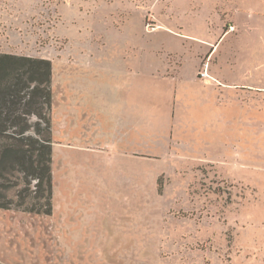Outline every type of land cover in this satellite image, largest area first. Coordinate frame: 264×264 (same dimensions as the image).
I'll return each instance as SVG.
<instances>
[{"label":"rangeland","instance_id":"1","mask_svg":"<svg viewBox=\"0 0 264 264\" xmlns=\"http://www.w3.org/2000/svg\"><path fill=\"white\" fill-rule=\"evenodd\" d=\"M249 11L264 0H0V51L51 61L60 136L51 213L0 208V264H264V60L240 65L264 38L244 32ZM69 90L126 114L138 102V159L69 147L97 102L74 97L69 114Z\"/></svg>","mask_w":264,"mask_h":264},{"label":"trees","instance_id":"2","mask_svg":"<svg viewBox=\"0 0 264 264\" xmlns=\"http://www.w3.org/2000/svg\"><path fill=\"white\" fill-rule=\"evenodd\" d=\"M51 80L49 59L0 51L1 209L51 213Z\"/></svg>","mask_w":264,"mask_h":264},{"label":"crops","instance_id":"3","mask_svg":"<svg viewBox=\"0 0 264 264\" xmlns=\"http://www.w3.org/2000/svg\"><path fill=\"white\" fill-rule=\"evenodd\" d=\"M247 13V17L249 18V21L244 24V32L249 33L250 35L254 36V34H259V38L260 40H262L264 38V13H261L258 16H254L253 12L249 11L246 12ZM252 17H254V22H252ZM257 19H259L260 21H258ZM246 30V31H245ZM203 43V42H202ZM207 43H209L207 41ZM205 42V44H207ZM259 46H255L254 44L251 43V50H258L257 53H255V57H253L252 54L247 53L246 51H244V55L242 60V64H240L241 66L244 65L245 67H247V64H255L256 66L258 65V62H261L264 60L263 58V52H260L262 50H264V43H259ZM216 46H214L215 48ZM242 48V47H240ZM260 48V49H259ZM235 49V47L233 48ZM260 52V53H259ZM256 55H259L260 57H256ZM233 61H235V57L234 55L232 56ZM249 63H248V62ZM72 60H69V64H71ZM234 65L237 64L236 61L233 62ZM75 64V61L73 62V66ZM70 65V66H72ZM232 65V64H231ZM259 66V65H258ZM230 67V65H229ZM70 70H69V74H68V78H69V85L72 84L71 80H70ZM214 79V78H213ZM232 80V81H231ZM53 87L55 85V80H54V76H53ZM214 83L218 82V93H222L223 89H235L236 87V82H234L233 79L230 78V75L227 76L226 81H220L219 79H215L213 80ZM222 84V85H220ZM244 84V83H243ZM247 84V83H245ZM222 88V90H221ZM87 95L89 96V98H91V100H95L97 102H91L88 105L87 103H83L84 104V118L86 116L89 117V119L86 120V122L90 121V126H91V131L93 130V132L90 133V137H89V133L88 130L85 129L87 125H84V133L82 134H77L76 132H70L68 134V145L69 147L72 148H83L85 149L84 152H96L99 153V151H103L106 152L105 150H110L112 155H115L116 157H120V159L122 160V158H126V160H130V159H134L135 157L138 159L139 157V140H140V107H139V103L137 102V104L133 103L132 105V111L134 112V108H135V114H126V109H128L129 104L125 103V102H121L118 100H116L115 104H109V100L107 99V94H103V92H96L94 94L88 93L87 91H79V92H75L72 90H69V94H67V97H65L66 101H67V109L69 114L71 112V104L73 102H75L76 100L73 99L74 97H87ZM57 97H55L52 93V103H54V100ZM97 99V100H96ZM101 101L100 103L98 101ZM99 105V110L101 109V111L98 113V117H100V121L103 123L105 122L107 124L108 129L102 130L99 133H97L94 129V126L96 125V122H94V118H92V114L94 112H97L96 110V105ZM118 104L120 105V113L121 116L119 117H113L112 115H109L108 112V107H111L112 109H118ZM93 105V106H92ZM92 106V107H89ZM125 109V110H124ZM79 117V116H78ZM77 118V117H76ZM52 119V118H51ZM53 122V120H52ZM54 123V122H53ZM71 122H69L70 124ZM93 124V125H92ZM130 134H134L137 136L136 141H134V139H130ZM57 136V135H56ZM54 135V127L52 125V142H53V148L54 143L59 140L60 136L58 135L57 138ZM57 143V142H56ZM54 152V149H53ZM106 155H108L106 153ZM117 159H110V161L112 162H118L120 163ZM71 163H69L70 166ZM73 168V167H71ZM74 169V168H73ZM53 174H52V178L53 181L55 180V171H56V165H55V160H54V153H53ZM71 175L75 176L74 171L73 173H71ZM53 215H54V211H53ZM54 218V216H53ZM54 223H53V227H54ZM55 228V227H54Z\"/></svg>","mask_w":264,"mask_h":264},{"label":"built area","instance_id":"4","mask_svg":"<svg viewBox=\"0 0 264 264\" xmlns=\"http://www.w3.org/2000/svg\"><path fill=\"white\" fill-rule=\"evenodd\" d=\"M230 29H233V27H232V26H230ZM204 75H205V74L203 73V74H202V76H204Z\"/></svg>","mask_w":264,"mask_h":264}]
</instances>
